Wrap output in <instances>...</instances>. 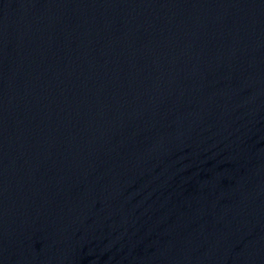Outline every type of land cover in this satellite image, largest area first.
Masks as SVG:
<instances>
[{"label":"water","instance_id":"1","mask_svg":"<svg viewBox=\"0 0 264 264\" xmlns=\"http://www.w3.org/2000/svg\"><path fill=\"white\" fill-rule=\"evenodd\" d=\"M0 264H264V0H0Z\"/></svg>","mask_w":264,"mask_h":264}]
</instances>
